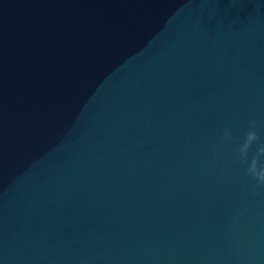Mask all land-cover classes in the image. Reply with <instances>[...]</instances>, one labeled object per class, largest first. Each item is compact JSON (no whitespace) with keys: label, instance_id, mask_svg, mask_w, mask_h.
I'll use <instances>...</instances> for the list:
<instances>
[{"label":"water","instance_id":"obj_1","mask_svg":"<svg viewBox=\"0 0 264 264\" xmlns=\"http://www.w3.org/2000/svg\"><path fill=\"white\" fill-rule=\"evenodd\" d=\"M264 0H0V264H264Z\"/></svg>","mask_w":264,"mask_h":264},{"label":"clouds","instance_id":"obj_2","mask_svg":"<svg viewBox=\"0 0 264 264\" xmlns=\"http://www.w3.org/2000/svg\"><path fill=\"white\" fill-rule=\"evenodd\" d=\"M249 174L256 178L260 183H264V169L261 168H249Z\"/></svg>","mask_w":264,"mask_h":264}]
</instances>
